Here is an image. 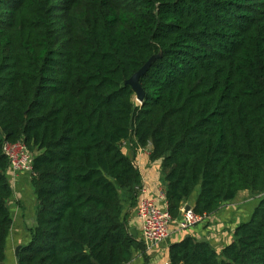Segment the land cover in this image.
I'll return each mask as SVG.
<instances>
[{
	"label": "trees",
	"instance_id": "trees-1",
	"mask_svg": "<svg viewBox=\"0 0 264 264\" xmlns=\"http://www.w3.org/2000/svg\"><path fill=\"white\" fill-rule=\"evenodd\" d=\"M144 97L136 107L128 81ZM151 144L167 211L211 216L264 194V0H0V264L12 220L4 143L33 155L35 227L17 264H128L123 221ZM169 264H264V195L217 253L186 237Z\"/></svg>",
	"mask_w": 264,
	"mask_h": 264
},
{
	"label": "crops",
	"instance_id": "crops-1",
	"mask_svg": "<svg viewBox=\"0 0 264 264\" xmlns=\"http://www.w3.org/2000/svg\"><path fill=\"white\" fill-rule=\"evenodd\" d=\"M135 140L123 142L122 152L133 162L139 171L141 185L148 188L150 196L157 201V205L165 208V203L158 200L160 192L164 193V183L161 176L160 161H150L149 153L152 146L145 149H137ZM133 148V149H132ZM5 177L10 185L13 196L9 199L7 207L12 220V226L6 241L4 264H17L15 251L30 242L29 230L35 227V197L31 187L30 176L24 173L13 174L9 169ZM247 192H240L235 200L224 203L217 213L208 216L207 221L185 232L178 230L173 222L170 226L169 238L163 244L149 251H134L132 261L128 264H165L169 263L168 249L173 243H177L186 237L197 241L206 240L217 253L233 241L234 230L242 223L247 222L257 206L261 195H254L251 202L247 198ZM24 194V195H22ZM198 192H194L191 198L183 205L194 207ZM27 195V196H26ZM26 196V198H25ZM137 200L132 203L123 193V221L132 236L135 232V240H139L140 223L135 216Z\"/></svg>",
	"mask_w": 264,
	"mask_h": 264
},
{
	"label": "built area",
	"instance_id": "built-area-1",
	"mask_svg": "<svg viewBox=\"0 0 264 264\" xmlns=\"http://www.w3.org/2000/svg\"><path fill=\"white\" fill-rule=\"evenodd\" d=\"M138 102L140 105L141 102L139 100ZM2 153L8 160V169L13 174L24 173L31 175L33 155L23 142L4 143ZM135 191L137 200L135 216L140 223L138 242L142 244L145 251H149L166 242L173 222L179 231L185 232L197 225L204 224L208 219V216L196 214L193 208L189 206L182 207L178 218L172 219L167 211L163 192L159 193L158 200L165 203V208L157 205V201L150 196L147 187L141 185Z\"/></svg>",
	"mask_w": 264,
	"mask_h": 264
},
{
	"label": "water",
	"instance_id": "water-1",
	"mask_svg": "<svg viewBox=\"0 0 264 264\" xmlns=\"http://www.w3.org/2000/svg\"><path fill=\"white\" fill-rule=\"evenodd\" d=\"M144 71V68L139 71L137 74H135L129 81L128 84L131 86L132 90L134 91L135 96L137 97V99L141 102L143 100L144 94L142 89L140 88L139 84H138V79L140 77V75L142 74V72ZM187 209V208H186ZM132 237L135 238L136 234L135 232L132 231ZM199 242H206V240H201ZM20 247L16 249L15 251V257L18 256V253L20 251Z\"/></svg>",
	"mask_w": 264,
	"mask_h": 264
},
{
	"label": "rangeland",
	"instance_id": "rangeland-1",
	"mask_svg": "<svg viewBox=\"0 0 264 264\" xmlns=\"http://www.w3.org/2000/svg\"><path fill=\"white\" fill-rule=\"evenodd\" d=\"M133 103H134V105L136 106V107H138L139 106V102H138V100H137V97L136 96H134V98H133ZM133 149V148H132ZM122 150H123V146H122ZM28 175V174H27ZM30 176V175H29ZM33 190V189H32ZM199 191V188H197L196 190H195V192H198ZM22 195H24V194H22ZM255 194H253V193H251V192H247L246 193V196H247V198L246 199H244V201H246V200H248V201H250L251 202V198L254 196ZM264 194H262L261 195V197L263 196ZM27 196V195H26ZM26 196H25V198H26ZM34 196V195H33ZM35 197V196H34ZM35 201H36V198H35ZM35 212H36V202H35ZM4 264V263H3Z\"/></svg>",
	"mask_w": 264,
	"mask_h": 264
}]
</instances>
